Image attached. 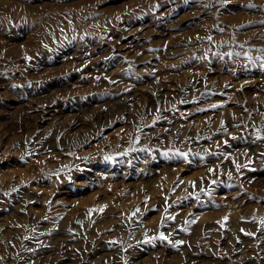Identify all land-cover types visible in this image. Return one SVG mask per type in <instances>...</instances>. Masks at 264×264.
<instances>
[{"label": "rangeland", "instance_id": "rangeland-1", "mask_svg": "<svg viewBox=\"0 0 264 264\" xmlns=\"http://www.w3.org/2000/svg\"><path fill=\"white\" fill-rule=\"evenodd\" d=\"M262 221L264 0H0V264H264Z\"/></svg>", "mask_w": 264, "mask_h": 264}, {"label": "snow or ice", "instance_id": "snow-or-ice-1", "mask_svg": "<svg viewBox=\"0 0 264 264\" xmlns=\"http://www.w3.org/2000/svg\"><path fill=\"white\" fill-rule=\"evenodd\" d=\"M209 39H210V37H209ZM225 219H227V218H225ZM262 223H264V221H262ZM161 239H167V237H164L163 234H161Z\"/></svg>", "mask_w": 264, "mask_h": 264}]
</instances>
